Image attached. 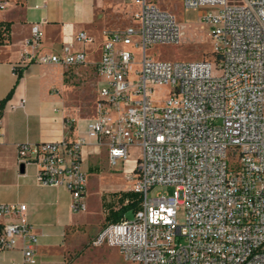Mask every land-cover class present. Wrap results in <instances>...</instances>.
<instances>
[{"label": "built area", "instance_id": "1", "mask_svg": "<svg viewBox=\"0 0 264 264\" xmlns=\"http://www.w3.org/2000/svg\"><path fill=\"white\" fill-rule=\"evenodd\" d=\"M135 1L133 22L105 33L86 131L21 142L19 161L36 164L39 184L67 188L72 211L80 212L87 208L83 147L106 144L109 164L123 162L132 190L142 194L133 218L107 224L94 239L118 248L123 264H264V0H182L185 11L205 8L215 40L214 58L198 60L150 53L179 42L181 25L155 0ZM8 5L0 0V9ZM43 36L41 24H32L23 61L87 63V52L77 49L93 42L86 31L68 32L60 51L42 50ZM164 88L169 92L157 104L152 97ZM25 104L22 98L17 106ZM158 185L175 191L151 196ZM27 210L25 203L0 202V250L21 242L22 256L12 264H44Z\"/></svg>", "mask_w": 264, "mask_h": 264}, {"label": "crops", "instance_id": "2", "mask_svg": "<svg viewBox=\"0 0 264 264\" xmlns=\"http://www.w3.org/2000/svg\"><path fill=\"white\" fill-rule=\"evenodd\" d=\"M8 1V7L0 9V21L10 23V39L0 44V202L25 203L28 206V219L39 238L38 256L44 264H56L59 261L42 248L41 225L54 215L71 218L72 196L63 186L39 184L36 164H25L22 170L18 144L25 141H57L65 137L74 139L86 131L88 121L95 113L86 117L74 115L68 110L66 96L69 82L80 70L96 69L106 31L130 25L140 5L135 0ZM162 8L176 16L172 10ZM34 23H40L44 31L42 50L60 51L68 32L86 31L93 38L92 43L99 48V58L89 59L90 52L84 44L78 45L77 49L87 52L85 65L23 61V43L30 36ZM22 98L26 99L25 106H17ZM2 101H5L3 108ZM91 141L83 147V168L87 174L100 170L101 158L108 159L107 145ZM125 186L123 184L115 189H126ZM109 191L101 190V207L103 194ZM87 192L88 179L85 196ZM21 245L18 242L13 249L0 250V264H12L13 260L20 259Z\"/></svg>", "mask_w": 264, "mask_h": 264}, {"label": "rangeland", "instance_id": "3", "mask_svg": "<svg viewBox=\"0 0 264 264\" xmlns=\"http://www.w3.org/2000/svg\"><path fill=\"white\" fill-rule=\"evenodd\" d=\"M162 7L172 10L181 25L182 35L177 43L161 44L152 49L155 57L168 60H198L201 58H214L215 40L211 35V27L203 20L205 8L185 11L181 0H155ZM89 59L99 58V48L94 43H87ZM80 70L74 73L73 81L69 82L66 96L68 110L77 116L90 117L95 113V103L98 89V75L96 69ZM72 70V69H71ZM167 88L157 90L153 99L160 104L164 100ZM132 159L138 156L137 147L133 148ZM126 184L122 190H132V183L126 179V166L119 162L111 166L108 159L101 158L100 170L88 174V192L85 196L87 208L84 211L74 212L71 218L63 215H54L41 225L43 231V250L48 251L54 259L62 261H77L81 263H119L123 264L124 258L116 247L106 243L95 244L94 239L106 226L105 212L101 207V190L115 189ZM114 191L105 192L107 202L117 201L112 196ZM174 185H158L151 192V196L159 193L172 195ZM117 206H120L117 204ZM186 210L181 207L178 211V220L185 221ZM126 217L133 218L134 213L128 212Z\"/></svg>", "mask_w": 264, "mask_h": 264}, {"label": "trees", "instance_id": "4", "mask_svg": "<svg viewBox=\"0 0 264 264\" xmlns=\"http://www.w3.org/2000/svg\"><path fill=\"white\" fill-rule=\"evenodd\" d=\"M10 39V23L0 21V44ZM5 101L1 102L3 108ZM112 196L117 197V201L107 202L105 195L102 197V206L105 212L106 225L117 222L126 217L128 212L135 213L141 208L142 194L135 190H120L113 192ZM119 204L120 206H117Z\"/></svg>", "mask_w": 264, "mask_h": 264}, {"label": "water", "instance_id": "5", "mask_svg": "<svg viewBox=\"0 0 264 264\" xmlns=\"http://www.w3.org/2000/svg\"><path fill=\"white\" fill-rule=\"evenodd\" d=\"M24 165H25V164H21V168H22V170L24 169Z\"/></svg>", "mask_w": 264, "mask_h": 264}]
</instances>
